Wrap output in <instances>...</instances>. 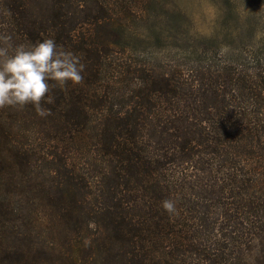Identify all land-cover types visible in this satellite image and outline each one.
I'll return each mask as SVG.
<instances>
[{"label": "trees", "instance_id": "16d2710c", "mask_svg": "<svg viewBox=\"0 0 264 264\" xmlns=\"http://www.w3.org/2000/svg\"><path fill=\"white\" fill-rule=\"evenodd\" d=\"M151 1L0 0V32L86 65L52 115L0 110V264H264V0L223 1L257 50L164 56L155 31L144 58Z\"/></svg>", "mask_w": 264, "mask_h": 264}, {"label": "rangeland", "instance_id": "374dc122", "mask_svg": "<svg viewBox=\"0 0 264 264\" xmlns=\"http://www.w3.org/2000/svg\"><path fill=\"white\" fill-rule=\"evenodd\" d=\"M153 1V0H152ZM148 6L147 17L141 21L129 23L130 30L144 36L145 42L133 41L138 48L136 55H156L158 48L151 47L156 43L153 32H162V42L167 52L176 54L174 43L183 46L186 51H196L210 57L223 50L253 51L261 47L253 44L247 35L244 21H236L231 8L227 9L224 0H154ZM239 11L247 15L251 8L247 0H236ZM257 16L264 19V13L255 8ZM260 29V27H259ZM150 35L151 37H149ZM145 47V53L141 49ZM162 51V50H161ZM156 53V54H155ZM205 53V54H203Z\"/></svg>", "mask_w": 264, "mask_h": 264}, {"label": "clouds", "instance_id": "9594fccd", "mask_svg": "<svg viewBox=\"0 0 264 264\" xmlns=\"http://www.w3.org/2000/svg\"><path fill=\"white\" fill-rule=\"evenodd\" d=\"M85 67L80 55L52 38L16 44L12 33L0 32V110H22L32 105L38 116L52 115L43 104L53 103V88H64L69 82L82 84ZM161 207L169 214L176 212L172 199L163 200Z\"/></svg>", "mask_w": 264, "mask_h": 264}]
</instances>
